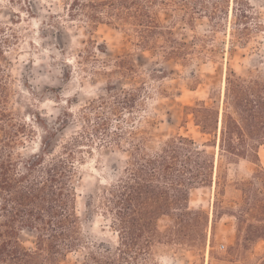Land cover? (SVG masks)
<instances>
[{
	"label": "trees",
	"instance_id": "16d2710c",
	"mask_svg": "<svg viewBox=\"0 0 264 264\" xmlns=\"http://www.w3.org/2000/svg\"><path fill=\"white\" fill-rule=\"evenodd\" d=\"M229 1L72 0L69 10L71 17L91 28L102 23L124 26L138 46L159 48L164 59L188 62L190 43L176 36L173 24L164 25L156 9L169 11L188 24L206 13L212 26L220 28L222 20L229 19ZM233 16L232 35L237 42L252 39L253 24L255 30L264 27L261 15L248 0H235ZM86 51L88 55L82 51L78 57L112 67L103 72L110 79L107 94L80 110L82 124L76 135L54 148L52 139L59 128L45 126L43 150L25 156L15 150L24 144L22 137L33 135L35 130L9 109L0 47V264H59L70 252L89 248L81 232L74 181L77 164L85 159L84 146L93 154L99 145L130 152L120 176L101 186L91 198L94 207L110 218L119 240L114 247L102 244L89 248L82 264L148 261L154 244L162 241L158 220L164 215L173 216L168 241L200 248L205 237L198 217L202 210L190 206V191L213 181L215 155L206 146L219 147L220 157L229 162L247 160L258 165L251 179L240 187L244 204L237 215L241 223L238 244L232 250L239 256L233 264H264V253L256 255L252 250V244L264 241V167L260 157L264 145V72L239 74L229 67L222 104L200 101L186 106L201 133L210 137L204 143L177 134L157 150H149L147 137L137 133V121L125 120L123 115L143 106V86L118 87L112 81L116 76L132 78L138 74L132 57L100 59ZM65 123L62 120L59 125L67 127ZM25 230L35 233V250L23 246L20 235Z\"/></svg>",
	"mask_w": 264,
	"mask_h": 264
},
{
	"label": "rangeland",
	"instance_id": "374dc122",
	"mask_svg": "<svg viewBox=\"0 0 264 264\" xmlns=\"http://www.w3.org/2000/svg\"><path fill=\"white\" fill-rule=\"evenodd\" d=\"M248 1L257 9L264 25V0ZM71 2L0 0V47L4 52L1 74L10 94L9 109L20 122L35 130L33 135L23 136L24 144L15 150L25 156L43 150L45 126L59 128L52 139L54 148L63 139L76 135L82 124L80 110L107 94L110 79L103 72L112 67L78 57L82 51L88 55L86 49L100 59L126 54L132 57L138 74L132 78L116 76L112 81L118 87L143 86V106L131 115H123L125 120L137 121V133L147 137L149 150H157L177 134L204 143L210 137L201 133L186 106L200 101L222 104L229 67L239 74L264 72V27L255 30L253 24L252 39L237 42L232 35L235 0L228 2L229 19L222 20L220 28L212 26L206 13L188 24L169 11L156 9L157 18L164 25L173 24L176 36L190 43L188 62L178 58L167 60L159 48L138 46L137 39L124 26L102 23L91 28L85 21L70 16ZM94 70L102 71L93 73ZM62 120L67 127L59 125ZM206 149L215 155L213 181L190 191V206L202 210L198 214L205 234L202 245L195 248L168 241L173 216L164 215L158 220L162 241L154 244L149 260L141 259L139 264H233L239 259L232 248L238 244L241 223L237 215L244 204L240 187L251 179L258 165L247 160L232 163L220 157L219 147ZM83 150L85 159L77 164L74 181L82 236L89 248L102 244L114 247L118 233L110 218L94 207L91 198L101 186L120 176L130 152L100 145L93 154H88L85 146ZM260 157L264 167V145L260 147ZM20 239L26 249H36L34 232L25 230ZM89 248L70 252L59 264H82ZM252 250L256 255L263 254L264 241L252 244Z\"/></svg>",
	"mask_w": 264,
	"mask_h": 264
}]
</instances>
